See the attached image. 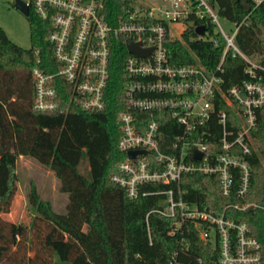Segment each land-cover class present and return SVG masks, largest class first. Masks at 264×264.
Wrapping results in <instances>:
<instances>
[{"label":"trees","instance_id":"16d2710c","mask_svg":"<svg viewBox=\"0 0 264 264\" xmlns=\"http://www.w3.org/2000/svg\"><path fill=\"white\" fill-rule=\"evenodd\" d=\"M131 2L105 0L106 17L114 23ZM208 2L232 21L240 20L251 9L249 0ZM27 19L31 37L28 50L11 42L0 28V215L10 212L16 194L19 156L34 158L51 170L68 201L65 212H57L31 185L27 195L28 206L35 212L31 228L0 218V264H168L172 257L177 264H218V248L201 241L191 226L168 235L174 218L158 213L166 203L163 195L156 194L168 186H146L153 195L129 200L126 191L111 181L116 166L125 158L117 148L118 117L125 110L122 68L128 53L123 41L116 39L111 44L103 111H82L69 101L68 84L56 77L53 86L60 111L38 112L32 106L35 92L31 70L37 65L46 74H53L56 63L46 41L49 22L39 19L31 7ZM250 20L239 29L236 43L247 56L264 55V41L260 38L264 32V2L254 9ZM165 45L171 64L193 62L194 55L209 70L217 67L223 52L221 46L192 42L187 35L185 44L168 41ZM222 66L224 89L247 79L240 58L226 54ZM176 132L172 120L164 117L161 143L170 144ZM219 134L215 128V140ZM251 134L256 152L250 157V190L244 199L234 194L222 197L215 176L198 174L181 180L180 186L186 191L183 199L212 208L215 215L228 204L243 201L264 207V107L256 111ZM84 159L86 172L80 170ZM224 216L246 223L250 237L260 244V264H264V210L241 213L227 208ZM29 251L34 253L32 258L28 257Z\"/></svg>","mask_w":264,"mask_h":264},{"label":"built area","instance_id":"2783aa9c","mask_svg":"<svg viewBox=\"0 0 264 264\" xmlns=\"http://www.w3.org/2000/svg\"><path fill=\"white\" fill-rule=\"evenodd\" d=\"M22 1L39 19L49 22L46 41L56 63L53 74L37 65L32 68L33 109L60 111L53 86L54 78L60 77L70 87L71 103L82 111H103L112 42L123 41L125 50L129 42L149 50L147 57L126 50L122 68L125 110L118 117L117 145L125 158L116 166L111 181L126 191L129 200L153 195L146 186H168L156 193L163 195L166 203L158 213L174 218L168 235L191 226L201 241L218 248V264H260V244L250 237L246 223L226 218L224 211L232 208L242 213L264 207L243 201L228 204L215 215L212 208L186 202L180 182L189 175H210L216 177L222 197L234 194L241 200L249 193L250 157L256 152L251 130L256 111L264 107V55H245L236 37L264 0H249L251 9L236 21L224 17L208 0H132L114 23L105 15V0ZM220 20L232 26L230 32ZM199 28L201 34L196 32ZM186 35L189 41L222 47L215 69L202 66L194 55L193 62L170 63L165 44H185ZM226 54L241 59L247 77L229 89L223 88L221 76ZM164 117L171 119L177 130L170 144L161 143ZM215 128L220 131L218 140L214 139ZM136 150L144 153L135 158L127 155ZM168 264H177L176 258Z\"/></svg>","mask_w":264,"mask_h":264},{"label":"rangeland","instance_id":"374dc122","mask_svg":"<svg viewBox=\"0 0 264 264\" xmlns=\"http://www.w3.org/2000/svg\"><path fill=\"white\" fill-rule=\"evenodd\" d=\"M14 0H0V28L8 39L28 50L31 46L29 20L25 18L15 7ZM223 29L227 32L232 28L227 22L220 20ZM178 36V31H173ZM261 40L264 41V32L261 33ZM86 159L82 161L80 170L86 172ZM16 194L13 198L10 212L1 214L0 218L13 224H25L31 228L35 212L27 203V195L31 185H35L40 198L50 203L57 212H65L67 204L66 194L59 191V183L51 170L39 164L34 158L19 156L16 162ZM34 253L28 252L32 258Z\"/></svg>","mask_w":264,"mask_h":264},{"label":"water","instance_id":"95a60500","mask_svg":"<svg viewBox=\"0 0 264 264\" xmlns=\"http://www.w3.org/2000/svg\"><path fill=\"white\" fill-rule=\"evenodd\" d=\"M14 7L25 17L27 18L28 16V13H29V8L27 6V4L25 2H23L22 0H14ZM197 33L201 34L202 33V29L199 28L196 30ZM126 50L131 53V54H135L139 57H147L148 54L150 53L149 50H142L140 49L139 47V44L137 43H127L126 44ZM138 153H144V151H131V152H128L127 155L130 157V158H135L136 154ZM197 157H200L199 155H197Z\"/></svg>","mask_w":264,"mask_h":264}]
</instances>
